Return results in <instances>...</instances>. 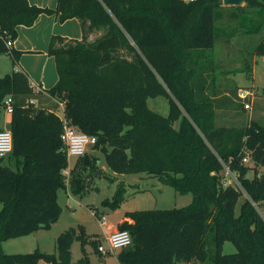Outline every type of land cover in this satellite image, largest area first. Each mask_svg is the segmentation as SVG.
<instances>
[{
    "label": "trees",
    "instance_id": "trees-1",
    "mask_svg": "<svg viewBox=\"0 0 264 264\" xmlns=\"http://www.w3.org/2000/svg\"><path fill=\"white\" fill-rule=\"evenodd\" d=\"M42 14H55L61 23L77 19L83 35L51 38L48 55L58 75L53 87L35 93L21 71L0 77V117L5 99L13 98L10 155L17 159L13 170L0 157V264H93L88 244L101 253L83 227L58 236L57 254L39 249L7 254L2 247L52 228L62 215L58 191L65 186L69 158L56 114L60 101L73 126L98 138L93 149L104 154L113 172L145 173L193 196L183 208L126 213L118 230H128L133 244L118 251L121 264H264L259 213L264 174L257 173L264 166V125L217 122V110L244 106L233 100L238 87L217 83L213 59L217 40L229 43L235 36L261 33L264 0H249L242 10L222 0H58L55 9L0 0V53L19 61L23 52L8 49L7 41H15L18 28L32 27ZM232 24L235 29L227 34ZM251 53L264 56V38ZM236 71L252 76L247 61ZM160 96L169 101L168 116L149 107V100ZM246 153L254 166L243 162ZM88 154L71 170L75 195L86 192L92 182L88 174L101 168L99 158ZM226 169L239 187L224 183ZM126 193L119 185L107 204L118 208ZM75 242L83 253L77 262L72 260ZM227 242L235 253L223 252Z\"/></svg>",
    "mask_w": 264,
    "mask_h": 264
},
{
    "label": "rangeland",
    "instance_id": "rangeland-1",
    "mask_svg": "<svg viewBox=\"0 0 264 264\" xmlns=\"http://www.w3.org/2000/svg\"><path fill=\"white\" fill-rule=\"evenodd\" d=\"M234 29L233 24L228 26L226 29L227 34L233 33ZM53 36L80 40V24L77 20L65 23L59 21L56 31L52 34V37ZM250 37L251 38L241 37V35L235 36L229 43L222 42V39H219L213 50L217 83L238 87L237 95L233 97L235 105L240 103V91L251 93L249 100L252 102V110L250 111L242 108L237 109V107L234 106V112L228 117H223L221 120L225 119V123L222 121L221 124L243 125L251 121H258L264 125V56L253 57L251 53L254 46L264 38V27L260 34ZM92 39L94 40V37H92ZM42 52L44 51L25 52L22 54L20 60L15 63H13L8 53H0V77L12 74L15 67L20 66L19 64L21 63L23 65L25 64L24 66L28 73L25 72L29 74L28 76L31 80H42L45 88L52 87L57 81L55 60L50 57V60H46L41 56ZM246 61L251 64L252 76L247 72L243 73L236 71L240 69V67H243ZM222 73L227 74L222 75ZM35 105H38L37 101H35ZM149 107L164 116H168L170 112L169 101L163 96L151 98L149 100ZM217 112L219 114V111ZM58 115L61 116V111L58 112ZM10 122L11 115L3 111L0 117V129H9ZM88 155L91 157H98L99 166L104 169L105 172L100 176L95 175L93 178H90L92 182L87 186L86 192L83 195L73 194L69 182H66L64 188L58 191V203L63 209L60 222L53 225L50 229H42L34 236H24L22 238L7 240V243L12 244V248L9 249L8 244H6L3 249L5 253L27 254L39 249L45 253L57 254L56 241L58 236L70 228H79L81 225L83 226V224H85L88 232L101 233L104 227H101L102 221L100 220H102L103 217L106 218L107 223H111L118 220L120 217L118 216L120 215L119 213L125 214V212L129 213L144 210L183 208L192 202L193 196L191 193H177L174 188L161 183L157 177H149L145 173L119 174L113 172L107 166L104 154L99 150L92 149ZM76 161L77 159L74 158V164H76ZM3 163L13 170H17V159L13 154L7 156ZM248 164L254 166L252 161ZM257 173L259 175L264 174V166L257 167ZM222 176L224 183H231L239 187L237 177L234 173L226 169L222 173ZM250 176H254V171L250 173ZM121 184L124 185L127 190L125 201L118 208H112L107 202L113 199L116 190ZM245 198V195L240 197L236 205L237 216L241 213ZM92 211L97 212L98 216L95 217ZM259 213L264 218V206L259 208ZM38 244H40V247H38ZM104 245H107V242H104ZM223 252L225 254H233L236 252V248L232 243L227 242L224 245ZM72 253V258L75 262L82 258L83 253L80 242L74 243ZM105 258H111L113 264H121L117 258H115V253L102 256V259Z\"/></svg>",
    "mask_w": 264,
    "mask_h": 264
},
{
    "label": "crops",
    "instance_id": "crops-1",
    "mask_svg": "<svg viewBox=\"0 0 264 264\" xmlns=\"http://www.w3.org/2000/svg\"><path fill=\"white\" fill-rule=\"evenodd\" d=\"M57 1L58 0H29V2L32 5H36V6H39V7H42V8H50V9H55L56 8ZM73 20H77V19H70V20H68L66 22L73 21ZM58 23H59V18H58L57 15H55V14H53V15L42 14V15L39 16V18L36 20L35 24L32 27L20 26L18 28V38L14 41L13 48L16 49V50L22 51L23 53H25V52H37L39 50H43L44 52H42L41 56L43 58H45L46 60H50L49 57L50 58H53V57L48 55V50H49L48 44H50V40L52 38V34L56 31V28L58 27ZM79 24H80V22H79ZM80 28H81V25H80ZM82 35H83V33H82V29H81V38L80 39H82ZM241 37H243V36H241ZM65 38L66 39H71V38H67V37H65ZM94 38H95V36H94ZM46 49H48V50H46ZM19 65L20 66H16L15 67L14 71L25 72L26 71L25 66H24L25 64L23 65V64L20 63ZM27 75H29V74H27ZM29 79H30V82L32 84L42 85L44 87L42 80L41 81H35V80H31L30 77H29ZM57 81H58V75H57ZM57 81H56V83H57ZM44 89H49V88H47V87L45 88L44 87ZM229 106H230V104H229ZM234 110L235 109H233V108H228V109L224 108V109L217 110V111H219V114H220L219 117H218L217 122L219 124H221L222 121L225 123V119L224 120H221V119H223V117L230 116V114L232 112H234ZM71 166H72V168L74 167V158H72V160H71ZM103 172H105V171H103ZM149 177H152V176H149ZM0 209H1V205H0ZM117 212H119V211H117ZM119 214L120 215H118V216H120V217L118 218V220H116V222L107 223L106 218H105V222H101V227L102 228L104 227V229L102 230L101 233H90V232H88L87 229H86V225L85 224H83V226L81 225L80 227L84 228L85 233H86V235L88 237H90V240H97L99 242V246L100 245H104V242H107V238L113 232L118 230V225L124 220V215L126 214V212H125V214H123V213H119ZM60 220H61V217H60ZM60 220L57 223H59ZM100 221H102V220H100ZM57 223H55L53 225H56ZM41 230H39V231H37V232H35V233L31 234V235H28L26 237L34 236V235L38 234ZM24 242H26V241H24ZM6 244H8V246H9L8 248L9 249L12 248V244L7 243V241H5L2 244L3 249L5 248ZM88 246H89V248H88ZM38 247H40V244H38ZM13 249H15V248H13ZM85 250H86L88 257L90 258V260H91V262L93 264H113V261H111L112 260L111 258L102 259V256L110 255V254H113V253H107V254L98 253L97 251H95L94 247L91 244H88L85 247ZM114 253H115V258H117L118 251H116ZM72 255H73V253H72ZM112 258H114V257H112ZM72 260H73V258H72ZM73 262H75V261L73 260Z\"/></svg>",
    "mask_w": 264,
    "mask_h": 264
},
{
    "label": "built area",
    "instance_id": "built-area-1",
    "mask_svg": "<svg viewBox=\"0 0 264 264\" xmlns=\"http://www.w3.org/2000/svg\"><path fill=\"white\" fill-rule=\"evenodd\" d=\"M13 45H14V41L12 40L7 41L8 49H12ZM31 86L34 89L35 93H40L44 90V87L42 85H35L31 83ZM249 96H251V93L249 92L246 91L239 92L240 102L243 104L244 109L247 111L252 110V102L249 100ZM3 110L7 112L9 115L13 114L14 107H13V98L11 96H8L5 99V106ZM59 111H61V116L58 115ZM56 114L59 116L60 120L62 121L64 128L62 134V140L65 145V151L69 158V167L63 171V175L66 177V182H69L71 176V170H72V166H71L72 158L78 159L87 155L90 152V150H92L96 146L98 142V138L96 136L84 133L83 131L79 130L77 127L73 126L69 122L65 114V102L63 101L58 102V109L56 110ZM12 152H13L12 132L10 129H1L0 157L5 158L9 156ZM243 162L245 164L251 162V156L249 153H246ZM227 170L230 171L229 169ZM92 214L95 217L98 216V213L95 211H92ZM102 222H105V218H102ZM125 232L130 234L128 230H117L113 232L107 238V245L99 246V252L103 254L114 253L121 249L130 247L133 244V239L130 234L131 243L126 244V238L121 235V233H125Z\"/></svg>",
    "mask_w": 264,
    "mask_h": 264
},
{
    "label": "water",
    "instance_id": "water-1",
    "mask_svg": "<svg viewBox=\"0 0 264 264\" xmlns=\"http://www.w3.org/2000/svg\"><path fill=\"white\" fill-rule=\"evenodd\" d=\"M224 6L238 7L241 10L249 3V0H222ZM104 169H99L95 174L89 173L88 178H93L95 175H102Z\"/></svg>",
    "mask_w": 264,
    "mask_h": 264
},
{
    "label": "clouds",
    "instance_id": "clouds-1",
    "mask_svg": "<svg viewBox=\"0 0 264 264\" xmlns=\"http://www.w3.org/2000/svg\"><path fill=\"white\" fill-rule=\"evenodd\" d=\"M121 235L126 238V244L127 243H131V236H130V234H128V233L125 232V233H121Z\"/></svg>",
    "mask_w": 264,
    "mask_h": 264
}]
</instances>
